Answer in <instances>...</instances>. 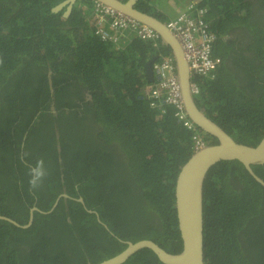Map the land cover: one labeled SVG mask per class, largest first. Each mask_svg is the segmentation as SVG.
<instances>
[{
	"label": "trees",
	"instance_id": "obj_1",
	"mask_svg": "<svg viewBox=\"0 0 264 264\" xmlns=\"http://www.w3.org/2000/svg\"><path fill=\"white\" fill-rule=\"evenodd\" d=\"M64 1L0 0V216L26 225L33 207L48 212L62 194L83 198L99 215L61 199L52 213L35 212L28 229L0 221V264H99L141 240L179 253L176 180L196 141L217 140L195 124L183 127L173 106L148 99L145 67L155 56L154 64L172 57L160 38L157 45L133 34L103 41L92 23L97 3L77 0L65 18L66 9L53 12ZM252 1L264 15V0ZM254 6L137 3L165 24L188 12L208 26L219 68L214 78L194 79L196 102L249 146L264 137V16ZM230 32L235 41H226ZM41 159L47 175L33 189L29 170ZM253 171L264 180V164ZM204 183L205 264H264V188L238 161L217 164ZM125 264L162 263L144 249Z\"/></svg>",
	"mask_w": 264,
	"mask_h": 264
},
{
	"label": "water",
	"instance_id": "obj_2",
	"mask_svg": "<svg viewBox=\"0 0 264 264\" xmlns=\"http://www.w3.org/2000/svg\"><path fill=\"white\" fill-rule=\"evenodd\" d=\"M77 0H66L53 9L54 13L66 9L64 17L68 18ZM96 3L114 10L140 24L153 29L160 37L162 45L169 47L175 62L177 80L182 92L183 107L189 119L203 132L214 137L217 144L203 146L196 151L187 163L182 167L175 187V200L178 218V227L182 239V250L179 253H169L151 240H141L136 243L124 242L127 248L120 254L105 260L99 264H125L133 255L141 250L152 251L162 264H205L204 253V182L209 171L223 161H238L248 174L264 188V180L253 171V167L264 164V137L256 146H249L237 142L220 125L208 117L206 110L200 108L195 97L191 93V75L188 62L184 57L181 45L176 36L167 28L161 20L137 9L138 0H94ZM158 59L155 56L148 62L146 70L151 82L154 81L153 64ZM50 86L51 76L48 73ZM51 93L54 89L51 87ZM91 101V95H86ZM55 108L52 107V111ZM56 111V110H55ZM58 152L60 149L58 148ZM60 199H71L81 203L90 214L98 213L87 209L83 198L73 199L67 194L59 196L53 207L48 212H42L37 207L30 210L29 221L21 225L15 220L0 216V221H7L17 228L28 229L34 221V213L50 214L57 207ZM106 230L108 226L103 224Z\"/></svg>",
	"mask_w": 264,
	"mask_h": 264
},
{
	"label": "built area",
	"instance_id": "obj_3",
	"mask_svg": "<svg viewBox=\"0 0 264 264\" xmlns=\"http://www.w3.org/2000/svg\"><path fill=\"white\" fill-rule=\"evenodd\" d=\"M124 1L125 0H121ZM203 11H199L202 14ZM94 24L97 35L103 41H107L105 25H110L112 37L109 40L117 42V35H137L143 41H152L157 45L159 35L148 26L138 23L102 4L97 3L94 8ZM167 28L176 36L183 50L191 74V92L193 96L199 93V86L194 82L195 78H214L218 68L219 60L212 58V45L216 37L208 30L203 21L193 17L191 13L185 12L175 19L166 23ZM172 57H162L153 66L154 82L150 87L148 99L153 106L169 104L177 110V120L187 129H192V123L186 119L184 112L182 92L177 81L175 66ZM203 147L197 141V148Z\"/></svg>",
	"mask_w": 264,
	"mask_h": 264
},
{
	"label": "clouds",
	"instance_id": "obj_4",
	"mask_svg": "<svg viewBox=\"0 0 264 264\" xmlns=\"http://www.w3.org/2000/svg\"><path fill=\"white\" fill-rule=\"evenodd\" d=\"M127 0H125V2H126ZM160 38V37H159ZM185 57V56H184ZM172 58H173V56H172ZM161 60V59H160ZM173 61H174V59H173ZM156 64V63H155ZM154 64V65H155ZM174 64H175V62H174ZM153 65V66H154ZM152 66V67H153ZM175 72H176V67H175ZM191 75V74H190ZM176 77H177V73H176ZM191 80H192V78H191ZM178 81V80H177ZM154 82V81H153ZM153 82H152V84H153ZM179 83V82H178ZM153 86V85H152ZM180 86V85H179ZM190 89H191V86H190ZM149 91H150V88H149ZM192 93V92H191ZM198 95V94H197ZM195 97V96H194ZM185 112V111H184ZM191 123H192V126L194 125V123L191 121ZM182 125V124H181ZM184 127V126H183ZM186 128V127H185ZM193 129V128H192ZM192 129H188V130H192ZM201 130V129H200ZM203 132V131H202ZM205 133V132H204ZM197 142V141H196ZM202 144H203V146H205L206 144H204V142H202V141H200ZM202 148V147H201ZM201 148H197V146H196V148H195V150L196 151H198L199 149H201ZM195 151V152H196ZM25 156L27 155V153H25L24 154ZM46 175H47V173H46V170H45V168H44V161L41 159L40 161H38V163H37V165L35 166V167H33V168H31L30 170H29V176H30V179H29V185H30V187L31 188H33V189H37V188H39L41 185H42V183H43V180H44V178L46 177Z\"/></svg>",
	"mask_w": 264,
	"mask_h": 264
},
{
	"label": "flooded vegetation",
	"instance_id": "obj_5",
	"mask_svg": "<svg viewBox=\"0 0 264 264\" xmlns=\"http://www.w3.org/2000/svg\"><path fill=\"white\" fill-rule=\"evenodd\" d=\"M252 3H254L255 4V6H254V9L256 10L257 9V11H258V13L260 14V15H262V13L260 12V10H259V7L257 6V2L255 1H252V0H250ZM262 16H264V15H262ZM253 18H255V17H253ZM264 21H262V23H263ZM122 37L123 36H120L119 38H118V41H120L121 39H122ZM225 39H226V41H235L236 40V34L235 33H233V32H230V33H228L227 34V36L225 37ZM245 46H246V43L244 44ZM249 55H252V53L251 52H249ZM229 62V61H228ZM51 112L53 113V114H56V111L54 110V111H52V108H51ZM26 137H27V134H25L24 135V141L26 140ZM23 147L25 146L24 144L22 145ZM59 162H61V160H59ZM63 195V194H62ZM61 196V195H60ZM59 198V197H58ZM80 199V198H79ZM61 200V199H60ZM77 202V201H76ZM79 203V202H78ZM59 204V203H58ZM86 205V204H85ZM58 206V205H57ZM83 206V205H82ZM84 207V206H83ZM84 209H85V207H84ZM86 210V209H85ZM90 214V213H89ZM96 215V214H95ZM99 215V214H98ZM98 217V216H97ZM98 220H99V223L100 224H104L103 222H101V220L98 218ZM69 222H71V220H69Z\"/></svg>",
	"mask_w": 264,
	"mask_h": 264
},
{
	"label": "bare ground",
	"instance_id": "obj_6",
	"mask_svg": "<svg viewBox=\"0 0 264 264\" xmlns=\"http://www.w3.org/2000/svg\"><path fill=\"white\" fill-rule=\"evenodd\" d=\"M107 27H105L104 28V30H105V32H106V34H107V39H110L111 37H112V30H111V28H110V25H106ZM119 36H121V35H119ZM119 36H117V39H118V37ZM135 36H137V35H135ZM138 37V36H137ZM149 93V92H148ZM186 114V113H185ZM186 119L191 123V120L189 119V117L186 115ZM206 146V145H205Z\"/></svg>",
	"mask_w": 264,
	"mask_h": 264
},
{
	"label": "rangeland",
	"instance_id": "obj_7",
	"mask_svg": "<svg viewBox=\"0 0 264 264\" xmlns=\"http://www.w3.org/2000/svg\"><path fill=\"white\" fill-rule=\"evenodd\" d=\"M161 6L165 7V5H163V4H160V5H159V7H161ZM163 10H167V11H168V9H164V8H163ZM93 22H94V18H93L92 23H93ZM91 26H92V25H91ZM105 26H106V25H105ZM95 32H96V29H95ZM96 33H97V32H96Z\"/></svg>",
	"mask_w": 264,
	"mask_h": 264
},
{
	"label": "crops",
	"instance_id": "obj_8",
	"mask_svg": "<svg viewBox=\"0 0 264 264\" xmlns=\"http://www.w3.org/2000/svg\"><path fill=\"white\" fill-rule=\"evenodd\" d=\"M174 9L176 10V13L175 14H177L180 8L179 7H176Z\"/></svg>",
	"mask_w": 264,
	"mask_h": 264
}]
</instances>
